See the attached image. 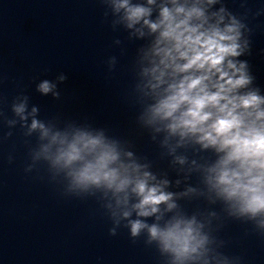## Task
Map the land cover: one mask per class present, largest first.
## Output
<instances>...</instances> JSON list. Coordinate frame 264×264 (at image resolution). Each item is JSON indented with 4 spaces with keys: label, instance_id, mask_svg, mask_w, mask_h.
Here are the masks:
<instances>
[{
    "label": "clouds",
    "instance_id": "clouds-1",
    "mask_svg": "<svg viewBox=\"0 0 264 264\" xmlns=\"http://www.w3.org/2000/svg\"><path fill=\"white\" fill-rule=\"evenodd\" d=\"M102 3L107 9L105 16L109 10L120 14L113 25L135 28L140 37L147 29L154 37L144 52L149 66L143 68V75L155 102L145 109L143 122L156 126V132L167 133L165 145L170 138L179 137L177 146L194 140L204 149H214L219 158L206 169L210 191L228 204L229 216L253 222L254 229L264 235V95L255 86L248 61L236 59L250 52V41L245 38L241 42V29L248 33L251 29L222 0ZM217 3L219 11L209 12ZM66 78L61 75L59 80ZM55 87L45 80L37 91L59 98ZM26 108L27 97L12 105L22 121L27 120ZM37 112L33 107L28 114L33 116L28 131L38 129L40 140L48 142L32 153L33 161L48 162L50 179L56 183L62 184L57 177L64 173L66 196H93L94 190H103L105 197L111 193L115 203L104 206L115 225L109 229L111 235L126 221L123 227L130 237L135 240L143 234L144 243L155 246L164 264H240L239 257L214 253L208 247L214 241L202 232L205 225L195 216L174 215L164 220L165 213L177 208L173 202L176 194L165 191L169 181L156 182L155 175L143 170L147 165L131 160L130 151L124 153L130 162L122 160L117 141L107 139L104 130L94 135L77 129L69 138L68 134L53 133L35 118ZM176 159L184 163V158ZM34 166L28 165L25 171L31 172ZM152 216L157 222L142 219Z\"/></svg>",
    "mask_w": 264,
    "mask_h": 264
}]
</instances>
